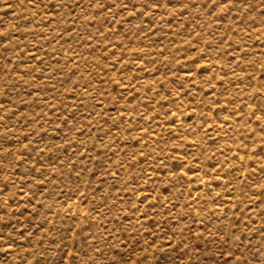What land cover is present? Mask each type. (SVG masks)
<instances>
[{"label": "rangeland", "instance_id": "rangeland-1", "mask_svg": "<svg viewBox=\"0 0 264 264\" xmlns=\"http://www.w3.org/2000/svg\"><path fill=\"white\" fill-rule=\"evenodd\" d=\"M0 264H264V0H0Z\"/></svg>", "mask_w": 264, "mask_h": 264}]
</instances>
